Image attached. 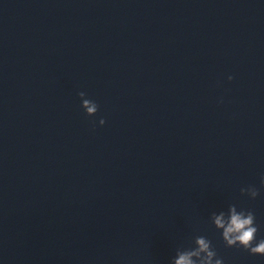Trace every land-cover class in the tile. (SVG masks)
Segmentation results:
<instances>
[{"label":"water","instance_id":"obj_1","mask_svg":"<svg viewBox=\"0 0 264 264\" xmlns=\"http://www.w3.org/2000/svg\"><path fill=\"white\" fill-rule=\"evenodd\" d=\"M261 176L264 0H0V264H264L210 220Z\"/></svg>","mask_w":264,"mask_h":264},{"label":"clouds","instance_id":"obj_2","mask_svg":"<svg viewBox=\"0 0 264 264\" xmlns=\"http://www.w3.org/2000/svg\"><path fill=\"white\" fill-rule=\"evenodd\" d=\"M228 79L231 81L233 77L229 76ZM78 95L86 115L94 116L98 111V104L85 98L84 92H79ZM99 124L104 125L105 120L101 118ZM262 189H264V176L260 178L259 188L255 185H248L240 189V194L254 200L261 194ZM210 220L214 228L220 232L226 247L242 248L249 255L264 256V237L257 240L260 228L256 223L254 211L238 210L236 204H229L227 211L219 213L213 211ZM192 244L193 246L187 248H177L170 264H225L224 259L218 256L212 241L206 236H194Z\"/></svg>","mask_w":264,"mask_h":264}]
</instances>
